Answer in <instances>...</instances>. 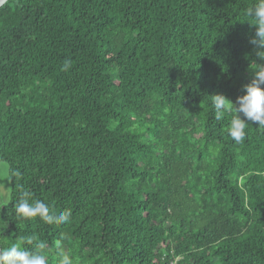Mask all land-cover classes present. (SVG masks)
Here are the masks:
<instances>
[{"label": "trees", "instance_id": "1", "mask_svg": "<svg viewBox=\"0 0 264 264\" xmlns=\"http://www.w3.org/2000/svg\"><path fill=\"white\" fill-rule=\"evenodd\" d=\"M252 2L6 0L0 246L35 235L49 250L63 238L75 264H264V129L237 144L211 103L264 64ZM26 191L70 221L17 220Z\"/></svg>", "mask_w": 264, "mask_h": 264}, {"label": "clouds", "instance_id": "2", "mask_svg": "<svg viewBox=\"0 0 264 264\" xmlns=\"http://www.w3.org/2000/svg\"><path fill=\"white\" fill-rule=\"evenodd\" d=\"M246 21L255 28L249 43L255 47L256 55L264 59V0H253L246 8ZM71 61L63 62L61 71H68ZM211 103L216 119L221 120L225 114L230 116L227 135L237 144L246 138V128L249 123L257 124L264 129V64L259 70L253 71L251 81L243 85V94L233 102L221 93L211 95ZM17 220L40 221L57 227L70 221L71 211L65 209L55 212L48 204L39 199H33L30 192H25L21 199L13 205ZM26 245H31L27 247ZM54 257L55 264H75L73 256L63 243V238L57 240L53 249L39 240L35 235L20 236L8 247L0 246V264H49V257Z\"/></svg>", "mask_w": 264, "mask_h": 264}, {"label": "rangeland", "instance_id": "3", "mask_svg": "<svg viewBox=\"0 0 264 264\" xmlns=\"http://www.w3.org/2000/svg\"><path fill=\"white\" fill-rule=\"evenodd\" d=\"M10 199V185L8 176V165L0 163V205L8 203Z\"/></svg>", "mask_w": 264, "mask_h": 264}, {"label": "water", "instance_id": "4", "mask_svg": "<svg viewBox=\"0 0 264 264\" xmlns=\"http://www.w3.org/2000/svg\"><path fill=\"white\" fill-rule=\"evenodd\" d=\"M6 0H0V6L5 2Z\"/></svg>", "mask_w": 264, "mask_h": 264}]
</instances>
